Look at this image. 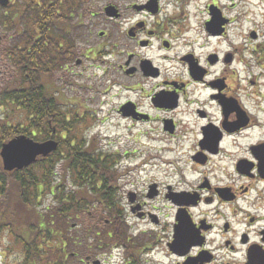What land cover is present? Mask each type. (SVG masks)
<instances>
[{
    "label": "flooded vegetation",
    "instance_id": "obj_1",
    "mask_svg": "<svg viewBox=\"0 0 264 264\" xmlns=\"http://www.w3.org/2000/svg\"><path fill=\"white\" fill-rule=\"evenodd\" d=\"M79 2L83 16L119 20V40L86 54L71 50L62 70L72 75L75 65L99 58L126 96L119 110L131 102L136 114L120 111L138 134L137 146L123 150L137 161L119 165V261L264 264L261 45L246 51L221 40L234 19L224 13L229 22L213 32V2L198 34L176 11L179 0H119L99 11L91 0ZM108 4L118 17L104 13ZM99 34L115 36L110 27ZM105 47L116 66L100 56Z\"/></svg>",
    "mask_w": 264,
    "mask_h": 264
},
{
    "label": "trees",
    "instance_id": "obj_2",
    "mask_svg": "<svg viewBox=\"0 0 264 264\" xmlns=\"http://www.w3.org/2000/svg\"><path fill=\"white\" fill-rule=\"evenodd\" d=\"M79 1L16 0L0 6L2 37L15 36L2 50L13 74L0 93V112L8 111L0 114V149L18 135L42 141L60 134L61 141L57 151L22 170L5 171L0 158V231L8 230L22 244L24 264H67L77 236L87 234L96 247L119 242L115 165L122 157L85 145L79 132L88 111L81 114L70 101L58 100L54 87L49 90L42 80L61 70L76 49L68 25L79 14ZM89 187L102 206L97 216L87 214L88 205L96 203L84 196ZM46 198L53 200L49 207L42 202ZM80 215L88 217L84 232L70 225Z\"/></svg>",
    "mask_w": 264,
    "mask_h": 264
},
{
    "label": "rangeland",
    "instance_id": "obj_3",
    "mask_svg": "<svg viewBox=\"0 0 264 264\" xmlns=\"http://www.w3.org/2000/svg\"><path fill=\"white\" fill-rule=\"evenodd\" d=\"M91 1L93 3L92 11H99L101 6L110 2L119 3V0ZM212 2H215L213 4L218 5L234 19L228 37L221 38V40H234L238 49L242 48L246 51L251 50L254 46L261 45L257 50H261L264 54V0H234L233 4H230L228 0H179L178 4L180 8L176 11H180L183 14L185 13V17L188 16L189 28L193 30L191 32L192 34H198L202 30V21L207 17L206 5ZM174 6L175 4H170L169 9L172 10ZM69 27L72 29V34L77 38V49L81 54H86L94 47L103 45L104 43L111 47L112 40L113 42L119 40V37L116 36L117 32L119 33V20L116 23H106L104 21V14H101L99 17L89 16L81 25H79L77 18H75L71 21ZM109 27L111 31L115 33V36L111 37L110 41H108L107 37H101L99 34L100 30H106ZM90 29L92 31L90 36H88V31ZM252 31H255L257 36H261L259 41L251 37ZM0 36H3L1 32ZM14 37L15 36L10 33L7 37L0 39V93L11 81L10 76L13 74L11 61L2 53V50L13 43ZM204 40V38H200V41ZM213 43H215V41ZM110 47H105V51H110ZM212 47L213 45L211 48ZM92 54L93 53L90 55ZM106 58L111 61L113 67L117 65L116 58L110 56H106ZM5 62L7 63L6 65ZM98 62L99 58L87 60L82 66L75 65V71L72 75L65 71L54 72L47 76L46 87L51 91L54 86L59 87V91L57 90L56 95L60 97L61 101H70V103H73L72 106L76 108V111L81 114L88 111L84 115V119L86 120H82L81 123L83 125L79 132L80 138L85 140V145L89 142L90 147L99 148L102 152L109 154L119 151L117 156V158H119V156L122 157L120 148L125 150V145L131 147L137 146L134 137L138 134V130L129 126L130 122L128 120L120 121L119 106L125 100L126 96L120 92L118 94L113 77H111L109 73L104 72L103 67H99ZM1 108L2 106L0 104V110ZM6 113H8V111L4 112L3 110V112H0V114L4 115ZM143 140L145 141L146 138ZM134 156L136 155L134 154ZM125 161L126 165L128 163H134L137 159L134 160L133 155H130L129 158H125ZM117 162L115 167L119 170V159ZM61 172L62 168L59 167V173ZM115 185L116 196L119 201V178ZM75 187L76 186L72 188L74 189ZM81 190H83V188L78 187V191ZM42 202L45 207H49L53 203V200L46 198L43 199ZM94 212L95 214L97 213L96 209H94ZM91 214L95 215L94 213ZM87 221V215H82L77 219L74 217L70 225L74 222H79L78 230L79 232H84L85 226L88 223ZM84 247L85 245L82 244L79 248L83 250ZM85 252L93 255L92 260H96L98 257L102 259L105 258L106 264H117L118 261V257H110L109 250L95 251L94 249H89L85 250ZM106 252L108 255L103 257L102 254ZM24 261L25 256L22 253V244L18 242L16 236L10 234L8 230H1L0 264H24ZM165 261H167V259H165ZM159 262L162 263L161 260H156L155 264H160ZM70 264H72L71 261ZM77 264L87 263L77 262Z\"/></svg>",
    "mask_w": 264,
    "mask_h": 264
},
{
    "label": "water",
    "instance_id": "obj_4",
    "mask_svg": "<svg viewBox=\"0 0 264 264\" xmlns=\"http://www.w3.org/2000/svg\"><path fill=\"white\" fill-rule=\"evenodd\" d=\"M10 0H0V4L7 6ZM107 14L114 16L116 15V9L113 6H108ZM213 19L209 22L212 27V31H217V28L221 24H225L226 21L220 22L217 18L218 13L212 8ZM124 108V107H123ZM125 115H136L133 114L132 108L122 109ZM59 143L53 139L39 142L26 135L17 136L10 141L3 144L0 155L3 160V167L6 171H13L15 169H23L28 167L35 161L39 156H47L54 152L58 148Z\"/></svg>",
    "mask_w": 264,
    "mask_h": 264
}]
</instances>
